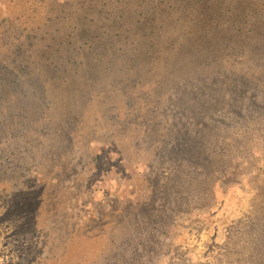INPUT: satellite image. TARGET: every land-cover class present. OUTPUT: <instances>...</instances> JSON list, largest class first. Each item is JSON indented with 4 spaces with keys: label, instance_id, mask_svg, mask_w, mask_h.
<instances>
[{
    "label": "rangeland",
    "instance_id": "1",
    "mask_svg": "<svg viewBox=\"0 0 264 264\" xmlns=\"http://www.w3.org/2000/svg\"><path fill=\"white\" fill-rule=\"evenodd\" d=\"M195 1L0 0V264H264V0Z\"/></svg>",
    "mask_w": 264,
    "mask_h": 264
},
{
    "label": "trees",
    "instance_id": "2",
    "mask_svg": "<svg viewBox=\"0 0 264 264\" xmlns=\"http://www.w3.org/2000/svg\"><path fill=\"white\" fill-rule=\"evenodd\" d=\"M58 1H60V0H57V4H58ZM238 1L239 0H232V3H238ZM69 3V2H68ZM196 4H197V2L195 1V0H188V3H187V5H186V10L189 12H191L192 11V9H195L196 11H197V7H196ZM218 5H220V3L218 4ZM220 10H225L226 8L223 6V5H220V8H219ZM198 12H199V16L200 15H202L203 17H205L206 16V13H207V11H206V9L204 8V5H203V7L201 8V9H199L198 10ZM230 12H232V10H230ZM232 13H234V12H232ZM149 20H146L145 21V23H147Z\"/></svg>",
    "mask_w": 264,
    "mask_h": 264
}]
</instances>
